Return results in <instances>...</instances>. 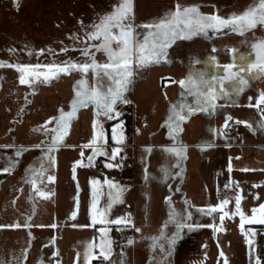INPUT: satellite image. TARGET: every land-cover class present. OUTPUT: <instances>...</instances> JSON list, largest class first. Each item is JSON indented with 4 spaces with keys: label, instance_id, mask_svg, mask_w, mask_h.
<instances>
[{
    "label": "rangeland",
    "instance_id": "374dc122",
    "mask_svg": "<svg viewBox=\"0 0 264 264\" xmlns=\"http://www.w3.org/2000/svg\"><path fill=\"white\" fill-rule=\"evenodd\" d=\"M49 1L0 0V61L7 62V65H46L68 60L84 62L88 59L81 54L82 49L86 43L95 42L85 41V33L91 31V26L98 22L99 17L112 11L115 3L96 0V2L78 6L67 4L65 0ZM145 1H133L130 21L134 26V31L140 33L141 39L146 30L135 26L156 20L152 16L153 4L151 9L149 2ZM255 2L256 0H232L231 3H222L221 0H215L214 6L210 8V13L227 18L234 13L243 12L253 6ZM198 7L200 9L208 8L204 5ZM210 32L214 33L212 29ZM215 34L214 44L216 47L219 50L228 49L226 53L217 52V58L220 56V60L214 68V75L219 77L226 74L223 71V66L233 63L234 57H238L239 54H247L251 60H255V52L251 45L264 40V25H257L255 28L245 31L243 35L229 28L221 29ZM177 40L178 44L185 46L203 45L206 42V38L203 37ZM61 49H66V51H61ZM232 49H235L236 52L231 51ZM91 51L94 52L98 63L107 62V57L102 51L97 52L95 49H91ZM133 69L132 82L123 93L124 99L128 102L121 101L115 105L116 111L121 115L115 117V113H113L114 119H108L102 115L96 117L92 105L78 109L76 115L70 120L68 133L64 140L49 153L51 139L50 135H46L44 129L54 127V122L45 125V121L58 116L61 108L65 112L70 111L75 82L84 78L89 82V85H92L94 80L98 79L104 88H107L110 81L103 73L94 76L93 72L89 70L82 77L80 71L72 70L67 74L60 73L46 83L42 82V78L35 80L30 86L19 82L20 73L17 69L9 66L0 67V169L15 162L11 169L12 172H15L18 159L39 157V164H36L41 167L39 172L45 171L54 177L53 187L48 192L45 190L44 193L50 194L49 204L55 210L48 214V218L46 217V221H50L51 224L47 230L49 232L48 242L50 243V252L55 253V264H131L134 254L139 256L138 259L136 257L135 264H143L144 259L146 262L150 261L149 264H164L162 256L171 259L168 264H225V259H227V264H257V258H259V264H264L263 223L246 221L242 232L240 216L238 214L231 215L236 211L235 197L237 195L242 198L241 209L246 216H251L252 209L258 208V206L252 205V195L253 192L256 193V185L260 189L262 188L263 179L258 177L260 168L264 173V148L262 147L243 150L240 156L242 162L236 161L235 164L225 161L226 155L222 149L215 151L216 159L222 158L220 161L222 165L217 164V166L223 167L224 175L232 176L237 173L242 178L238 194L228 197L231 203L227 207L224 206L223 209L230 215L225 216L221 221L220 217L223 214L221 210L211 211L207 202L202 203L206 197H195L194 200H197V204L199 202L200 211L194 214V222L197 217L198 221L192 228L183 227L180 230L178 235L183 237L182 239L178 238L176 244L169 245L167 243L168 238L176 233L174 226L166 230V242L164 244L155 243V246L150 238H148L147 245L140 244V238L147 239L151 234V229L144 226L139 225L140 231H136L134 236L124 239L117 237L118 231L126 227L123 223H101L98 215L96 225L85 226L82 207L85 205L88 192L86 177H84L86 172L98 177L103 184L99 191L97 206L99 209H106L105 220L115 221L117 218H129L128 214L131 218L132 212L135 211L137 222L143 223L145 221H142L141 216L144 214V208L148 207L149 210L152 206L160 204H165L166 216L169 218L170 213L175 212V204L181 202L182 213L175 212L178 214L175 217L184 221L187 215L186 208L192 204L193 196H190L189 191L192 184L190 178L195 172V160L197 159L194 156L196 149L192 148L190 144L209 141L233 143L234 140L223 135L224 129H226V116L231 117L230 120H227V124L233 121L237 110L236 106L242 104V99L245 100L247 112L244 120L251 125L249 127L246 124L248 132H245L246 137H244L243 143L250 142L247 138L253 137L258 143L264 144V128L260 127V124L264 122V112L261 111L264 103L257 104L260 94L264 93V77L250 80L249 85L239 93H229L233 100L227 102V107L212 112V119L206 120L214 126L212 132L206 133L197 131V127L193 128L197 121L200 122V125L205 121H203L204 117L199 118L193 112L180 123L182 130L170 136L168 124L165 123L168 119L170 105L193 104V96L188 93L187 89H182L178 82L189 73H206L207 70L202 68L192 70L187 67L166 69L161 63H153L140 69H136L133 65ZM165 79L174 80V83L170 85V91L166 86L164 88L161 86L162 82H166ZM225 110L227 113H224ZM94 119H97L103 127L106 141L103 144V149L107 154H98L89 163L88 157L92 154L93 147H98L100 144L98 142L96 145L84 147L92 140ZM121 120L123 121L121 127L127 128L128 132H134L137 145L158 144L149 148L150 150L147 147L135 148L134 158L137 170L135 176L124 175L121 168L123 152L130 153V150L123 148L126 142L123 140L121 143H117L112 140V127L114 124H119ZM255 126L258 128L253 130ZM192 130H196V132H192ZM260 130L262 132H259ZM174 136L176 139L173 138ZM161 144H167V146ZM170 144H174L172 147H184V156L177 157L175 153L167 152L166 149L170 148L168 147ZM186 144L188 146H183ZM14 145H27L31 148L25 147L20 150L12 147ZM37 145L39 147H36ZM113 148L119 149L115 158L112 157ZM17 151L20 152L19 156L16 155ZM200 152H203V149ZM260 157L263 160L262 165L257 161H252V158L260 159ZM165 159H168V164L170 163L168 168L171 169L169 170L171 176L164 183V181L159 182V179L154 178V175L159 176L162 173L161 166ZM77 160H82L83 163L75 166L74 174L73 165ZM178 160L179 166L177 167ZM108 164L114 166L108 167ZM181 171L182 175H177ZM234 171L235 173H232ZM3 172L0 170V175H3ZM216 173H219V168L216 169ZM105 180L125 188L120 201L112 203L110 209L107 206L110 199L115 196L116 189L110 188L109 184L104 182ZM27 184L25 183L24 186L25 195L19 202L24 207V217H30L27 227L24 229L20 225L12 227V225H16L15 214L10 211L4 214L0 213V225H5V227H0V264L34 263V252L37 248L36 239L33 237L35 231L32 228L34 225L31 221L29 208L32 205L48 203L47 198L37 194L41 192L40 187L43 189V186L34 192L33 188ZM13 188L15 187L13 186ZM161 190L166 195L172 196L169 199H166L165 196L161 198L159 194ZM261 194L264 196V187L259 192V196ZM216 197L218 199L221 194L219 197L216 194ZM14 200L17 199L11 196L0 198V206L4 205V201L9 202L8 205H10ZM203 207L204 211H201ZM73 212L76 213L75 216L72 215ZM173 222L174 220L170 226ZM102 228L106 229L105 233L101 232ZM258 237H262L261 243L258 241ZM135 238H137V243ZM129 239L132 240L131 244L128 243ZM249 240L251 243H248ZM102 242L110 243V254L107 259H104L100 254ZM89 245H96V247L91 249L94 255L86 260L85 250ZM259 247L260 251H258ZM175 249H178L177 253ZM25 250H27L26 258ZM221 252H223V256H221ZM173 254L176 257H171ZM157 256L159 257L157 258Z\"/></svg>",
    "mask_w": 264,
    "mask_h": 264
},
{
    "label": "snow or ice",
    "instance_id": "6c2138e0",
    "mask_svg": "<svg viewBox=\"0 0 264 264\" xmlns=\"http://www.w3.org/2000/svg\"><path fill=\"white\" fill-rule=\"evenodd\" d=\"M132 14V0H119V2L113 5L112 11L99 17L98 22L93 23L91 31L85 33V41H94L95 43H86L82 49V55L88 59L84 62H75L72 60L64 61L62 63H48L46 65H29V64H13L7 65V62L0 61V67L9 66L17 69L20 73L19 82L21 84L32 85L35 80H41L42 82H48L52 78L57 77L60 73H70L72 70H78L83 77L89 70H91L94 76L103 73L108 78L110 84L107 88H104L100 80L95 79L92 85L89 82L81 78L77 80L73 85L74 95L70 101V111L65 112L63 108L59 110V115L51 117L49 121H45V125L54 122V127L50 129H44L46 135H50L51 143L49 145V153L56 148L68 133L70 126V120L76 115V112L80 108L88 107L92 105L94 107V115L96 117L105 116L108 119H114L121 115L116 111L115 105L118 102L127 103L124 99L123 93L127 90L128 86L132 82L134 75L133 65L136 69L146 68L149 65L155 63L159 64L167 57V50L172 43L177 39H191L196 35H207L208 30L212 29L215 32H219L221 29L229 28L232 31H237L241 35L249 29L255 28L257 25H264V0H256L253 6L245 9L239 14H232L227 18L221 17L216 14H202L200 13L198 6H184L177 4L175 8L169 12H166L159 19L153 20L150 23L144 25H136L135 27L143 28L146 31L143 34V38H140V33L134 31V26L130 22ZM255 52V60H251L247 54H239L238 57H234V62L223 66V71L226 73L223 76L212 75L206 78L205 73H189L184 79H181L178 83L182 89H187L188 93L194 97L193 104L189 105L182 103L179 106L172 104L169 107L168 119L165 122L169 127V135L181 131L180 123L188 118L193 112L196 111H214L217 107L216 101L218 96L228 97L229 93H239L249 85L250 80L259 77H264V40L258 41L251 45ZM102 51L106 57V63H98L95 59L94 52ZM43 51V50H41ZM66 51V49H61ZM231 51L236 52L235 49ZM212 62H215V57L211 58ZM238 61V62H237ZM199 63V61H196ZM174 82V81H173ZM227 82V83H226ZM264 103V93H261L257 104ZM115 113V117L113 116ZM228 119H231L229 117ZM236 123H245L247 121H239ZM123 121L119 124H114L112 127V140L117 143H121L124 140L122 131L118 132L121 128ZM227 126V120L225 121ZM251 127L250 124H248ZM261 128H264V122L260 124ZM176 139V137H173ZM100 142L98 147H93L92 154L88 157L89 163L98 154H107L104 152L103 144L105 141L104 130L102 125L99 124L97 119L93 120V137L88 144L84 147L96 145ZM39 147V145H37ZM150 150V149H149ZM167 152L175 153L177 157H183L185 153L184 147H170L166 149ZM119 152L118 148L112 149V157L115 158ZM17 156L20 152L17 151ZM83 156V152L81 153ZM15 162H11L8 167L0 169L4 172L11 171ZM82 160H77L73 165V173L75 174V166L82 164ZM108 167L114 165L108 164ZM177 167L179 166V160L177 161ZM164 172V178L168 176V171L162 169ZM35 175V173H33ZM182 175V171L177 173ZM39 179V177H37ZM49 180L54 177H48ZM33 187L36 185V179L29 181ZM105 183L109 184L110 188L116 189V194L110 199L108 208L110 209L112 203L120 201L121 194L125 190L124 186L113 184L111 181L105 180ZM93 183H96L93 181ZM227 187V185H226ZM40 196H46L47 193L38 192ZM111 196V193H110ZM166 199H169L166 197ZM241 196L235 197V213L240 216L241 231H244L245 222H259L264 223V203L259 204L258 208L252 209V215L246 216L241 209ZM187 203V202H186ZM229 203L227 198L220 201L217 205L209 206L211 211L221 210L223 213L220 217L221 221L225 216H229V212H224V206ZM201 211H204L201 209ZM106 209H97L95 199L90 207V215L93 223L96 222L97 216L100 217L101 223H123L125 226H132V221L129 218H117L115 221L105 220ZM210 214V213H209ZM76 215L75 212L72 213ZM178 215L174 211L170 213L169 221L175 219ZM188 217L191 213L187 214ZM167 223V222H166ZM19 225H12V227H18ZM27 226V225H25ZM177 232L173 233L172 237L168 238L167 243L169 245L175 242L179 234V230L183 227L192 228L193 225L184 224L177 221ZM198 227V225H196ZM211 227V225H209ZM5 227V225H0ZM54 227V225H53ZM136 231H140L139 228ZM102 233L106 232V229H101ZM163 229L159 237H151L150 239L155 242L163 237ZM247 237V234H245ZM129 244L132 240L129 239ZM248 243H251L249 240ZM96 245H89L85 250V258L89 259L94 255L91 249ZM101 255L104 259L108 258L110 254V243L102 242ZM25 250V258H26ZM55 255V253H54ZM221 252V256H223ZM227 264V259H225ZM257 264H259V258H257Z\"/></svg>",
    "mask_w": 264,
    "mask_h": 264
},
{
    "label": "crops",
    "instance_id": "0c3cea01",
    "mask_svg": "<svg viewBox=\"0 0 264 264\" xmlns=\"http://www.w3.org/2000/svg\"><path fill=\"white\" fill-rule=\"evenodd\" d=\"M68 3L72 4H76L78 6L82 5H86L87 3H93L96 2V0H65ZM99 1V0H97ZM106 1H110L113 2L115 4H117L119 2V0H101V2H106ZM135 2V0H132ZM144 2H146L145 0H142ZM48 2H50L48 0ZM147 2H149V6H151L152 9V4L154 6V10H153V18L155 19H159L161 16H163L166 12H169L171 10H173L175 8V6L177 4L181 5V7H184V5L190 4V5H196V6H202L204 5V7H208L206 9H200V7H198L200 13L202 14H211L210 13V8H212L215 4V0H147ZM222 3H231L232 0H221ZM202 4V5H201ZM188 6V5H187ZM133 11V8H132ZM194 37H203L206 38V42L203 45H198V44H192L191 46H185L183 44H178V40H175L174 43L171 44V46L168 48L167 50V57L165 60H162L160 63L163 65L164 68L166 69H178V68H183V67H187L188 69H192L194 70H199V69H203V70H207L205 73L206 78H209L210 76L214 75V68L216 67L218 60H220V56L219 58H217V52L219 53H226L228 52V49L225 48L223 50H219L216 45L214 44V38L216 37V34L213 32H210V29L208 30V34L205 35H196L193 36ZM181 41V40H180ZM215 57V62L213 63L211 58ZM196 61H199V63H196ZM164 81L166 82H162L161 86L162 88H164L165 86L167 87V89L170 91L171 87L170 85H172L174 82L169 80V79H165ZM232 96H228V97H222V96H218L217 101H216V109L215 110H220L222 108L227 107V102L231 101ZM194 101V97L192 98V102ZM220 102H224V103H220ZM242 104L237 105V110H236V114L234 115L233 121H231L230 123L227 124V126H225L226 129H224V137L229 136L232 140H234L233 143H227V142H216V141H209V142H204V143H193L190 144V146L194 149H196L194 156L197 157V159L195 160V172L191 175V188H189L190 191V196H193L192 199V204L191 206H188V208H186V214L191 213V216L188 217L187 215L185 216V220L183 221L182 219L175 217L174 222L172 223V225L170 226L171 221H169V218H167V208L165 206V204H160L159 206H152L151 208L148 207L144 208V214L141 216L142 217V221L145 222H141L138 223L137 222V214L134 211V213L132 212L131 214V221H132V226H126V227H130L133 229V234L131 236H134L136 234V230L138 228V226L140 225L141 227L144 226L147 229H151V234L147 237V239L145 237L140 238V244L144 243L145 245H147L148 242V238L151 237H159L161 234V230L163 229V237H161V239H159L158 241H156L155 243H161L164 244L166 242V230L169 228H172V226H174L175 232H177V221L184 223V224H190L193 225L198 221L197 218L195 219L194 222V214H196V212L200 211L198 208L199 207V202L197 204V200H194L195 197H201L204 196L206 197V199L202 202L203 204H205L207 202L208 206L211 205H217L219 204L218 202H220L221 200L227 198L228 197H232L236 194H238L239 192V188L241 187V182H242V178H240V175L235 173L232 176H228L226 174V176L223 173V167L222 166H217L218 165H222V158H220L219 160L216 159V150L217 149H222L224 152V154L226 155L225 161L227 160V163H231V164H235L236 161H240L242 162L241 159V154L243 152V150H247V149H257V148H264V144L262 143H258V141H255L253 137H248L247 139L250 140V142L248 143H243V139L244 137H246L245 132H248L247 126L245 123H236L237 120L239 121H245V113L246 112V107H245V100L242 99L241 100ZM247 105V104H246ZM264 108L263 106L261 107V109ZM214 110V111H215ZM211 109L209 111H196L195 115H198L199 118L204 117L203 121L204 124L200 125V122L197 121L196 125L194 124L193 128L197 127V131H202V132H212L214 126L210 123H208L206 120H210L213 117V114ZM262 111V110H261ZM264 112V111H262ZM224 113H227L226 110L224 111ZM230 116H226L227 120ZM231 125H237L240 130H241V138L240 140H238L235 136H233L230 132H229V127ZM258 127H254L253 130L257 129ZM120 130V129H119ZM121 131V130H120ZM123 135H124V141L126 142V144L123 145L124 149L130 150V153L127 152H123V154H128L131 157V163L127 166V168H122V170L124 171V175L126 176H130L133 175L135 176L136 173V159L134 158V151L135 148L140 149L142 148H153L158 144H136L135 142V135L134 132H128L127 128L124 129L123 131ZM192 132H196V130H192ZM257 132V131H256ZM259 132H262V130H260ZM258 133V132H257ZM260 134V133H259ZM245 135V136H244ZM236 141V142H235ZM128 142H132V143H128ZM164 146H167V144H161ZM174 145V144H173ZM172 144H170L168 147H172ZM183 146H188L183 145ZM9 147V146H6ZM11 147V146H10ZM12 147H16L17 149L23 150L25 149V147L31 148L27 145H14ZM37 147V146H36ZM36 147H32V148H36ZM203 149V152H200ZM231 151H233L234 153H230ZM122 154V155H123ZM122 157V156H121ZM262 157V156H261ZM259 158H252V161H257L259 164L262 165L263 160ZM40 158L39 157H33L31 159H24V158H20L17 161V168L15 170V172L9 171V172H3V175H0V198L3 197H14L17 200H14L11 202L10 205H8L9 202L4 201V205L0 206V213H8V211H10L12 214L14 213V219L16 220V225H20L21 228H25L27 226V221L29 220L30 217H24V207L19 204V202H21V198L24 197L25 193H24V186L25 183H28L27 185L31 188H33V191L36 192L37 188H39L40 186H43L44 188L40 190L41 192H45V190H47V192L50 190L51 187H53V182L54 179L49 180L48 177H53L50 173H46L45 171H43L42 173H40L39 169L41 167H39L38 165L36 166V164H39ZM168 159L163 160L162 162V166L161 169H166L168 171V176L165 179L164 178V172L162 171V173L159 176H155L154 178L159 179V182L164 181V183L170 179L171 176V172L169 170H171L170 168H168L169 164L167 163ZM194 162V161H193ZM167 163V164H166ZM217 166V167H216ZM29 167H30V171H29ZM159 167V166H158ZM219 168V173H216V169ZM263 169L261 170L260 168V173H258V177L263 179L262 182V188L260 189V187L256 185V193L253 192V206H258L261 203H264V196L263 194H261L259 196V192L261 190H263L264 187V173L262 172ZM33 173H35V175H33ZM257 175V173H256ZM81 176H83V174H81ZM132 176V177H133ZM173 176V174H172ZM37 177H39V179H37ZM85 180H86V187H87V195H86V200H85V205H83L82 207V212L84 213V217H85V221L84 224L85 226L87 225H96V222L93 223L92 217L90 215V207L95 199V204H96V208L99 209V207L97 206V202H98V196H99V191L101 190L100 188H102V182L100 181V179L98 177H95L94 175H92L91 173H87L84 174ZM31 179H36V185L35 187H33V185L29 182ZM93 181H95L96 183H93ZM182 183H183V178H182ZM243 184V183H242ZM227 185V187H226ZM13 186L15 188H13ZM36 188V189H35ZM13 189H15V191H13ZM31 190V189H30ZM252 190V189H251ZM222 191V192H221ZM181 195L183 196L182 191L180 190ZM262 193V192H261ZM160 197L164 198L167 197L169 198L172 195H166L164 192L159 191ZM187 194H189V192H187ZM216 194H218V197L221 194V197H219L217 199ZM180 195V194H179ZM37 197V196H36ZM45 198H47V203L45 205H32L31 208H29L30 212H31V221H33V229L35 231V234L33 237H35V241H36V248L35 252H34V263L33 264H55V257L54 254L50 252L49 249V232L47 231L50 228V221H46V217L48 218V214L55 212L54 207H51L49 204V199L48 197H50V194L47 193L46 196H44ZM2 200V199H1ZM162 200V199H161ZM160 200V202H162ZM229 200V199H228ZM165 201V200H164ZM45 202V201H44ZM181 203V202H180ZM180 203L175 204V212L177 213H182L181 211V205ZM231 202L229 201V203L227 205H225L226 207L230 204ZM53 209V210H52ZM183 209V208H182ZM204 210V207L202 208ZM15 211V212H14ZM180 211V212H179ZM2 218V217H1ZM11 220H13L11 218ZM141 221V219H140ZM167 222V223H166ZM264 225V223H263ZM183 229V228H181ZM180 229V230H181ZM179 230V233H180ZM170 232V231H169ZM129 237V236H128ZM182 235H178L177 238L175 239V244L178 243V238L182 239ZM261 238L262 237H258V241L261 243ZM136 243H137V238H135ZM153 242V241H152ZM135 245V244H134ZM261 246V245H260ZM264 248V247H263ZM176 253L178 251V249H175ZM135 251V249H134ZM176 257V255H172L171 257ZM136 257L137 259L139 258V256L135 255L132 256V261L131 264H135L136 263ZM159 256H157L158 258ZM143 260V259H142ZM162 261L164 262V264H168V262L171 261V259H169L168 257H164L162 256ZM150 261L146 262V259H144V263L143 264H149Z\"/></svg>",
    "mask_w": 264,
    "mask_h": 264
},
{
    "label": "built area",
    "instance_id": "2783aa9c",
    "mask_svg": "<svg viewBox=\"0 0 264 264\" xmlns=\"http://www.w3.org/2000/svg\"><path fill=\"white\" fill-rule=\"evenodd\" d=\"M264 111V108L261 109ZM125 127H121L120 130L123 131ZM229 132L235 136L238 140L241 138V130L237 125H231L229 127ZM131 163V157L128 154H123L121 157V167L127 168V166ZM133 234V229L130 227H124L120 229L117 233V237L120 239H124L128 236H131Z\"/></svg>",
    "mask_w": 264,
    "mask_h": 264
},
{
    "label": "trees",
    "instance_id": "16d2710c",
    "mask_svg": "<svg viewBox=\"0 0 264 264\" xmlns=\"http://www.w3.org/2000/svg\"><path fill=\"white\" fill-rule=\"evenodd\" d=\"M258 251H260V247L258 248Z\"/></svg>",
    "mask_w": 264,
    "mask_h": 264
}]
</instances>
